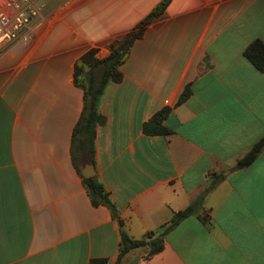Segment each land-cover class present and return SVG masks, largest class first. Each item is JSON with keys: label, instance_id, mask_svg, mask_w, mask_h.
Listing matches in <instances>:
<instances>
[{"label": "crops", "instance_id": "obj_1", "mask_svg": "<svg viewBox=\"0 0 264 264\" xmlns=\"http://www.w3.org/2000/svg\"><path fill=\"white\" fill-rule=\"evenodd\" d=\"M163 1L47 0L31 42L0 50V264H117L121 231L93 205L88 165L134 240L203 197L137 264H264V150L236 168L264 138V72L245 57L264 43V0H173L101 98L92 159L75 145L77 65L108 57ZM165 108L169 133L146 134Z\"/></svg>", "mask_w": 264, "mask_h": 264}, {"label": "trees", "instance_id": "obj_2", "mask_svg": "<svg viewBox=\"0 0 264 264\" xmlns=\"http://www.w3.org/2000/svg\"><path fill=\"white\" fill-rule=\"evenodd\" d=\"M173 0H164L148 17H146L132 32L126 35L122 41L112 46L111 53L105 59H97L95 52H89L84 55L76 67L75 82L85 91V105L81 120L77 124L74 131L75 145L79 143V148L84 156L91 158L95 153L96 132L99 125L104 122V118L99 111L100 100L105 94L111 83H119L122 81L123 75L120 71L122 64L129 56L133 45L141 39L147 27L158 19L166 11L167 7ZM245 57L260 72H264V43L257 41L247 48ZM86 66L88 72L83 76ZM82 77V79H81ZM190 96V89L187 88L182 94L179 103H183ZM169 109L165 108L157 113L148 123L144 125V131L148 135H166L169 130L164 126L165 118L169 113ZM264 150V138L256 143L253 148L238 161L237 169H246L256 162L262 151ZM87 186L92 203L94 206H107L112 213L113 219L119 225L121 231V243L117 264H121L122 260L131 251L147 248L149 254L146 260L161 253L165 248V237L174 230L183 220L197 213L202 204L203 197H200L186 210L177 213L172 223L164 228L159 235L151 233L143 240L132 239L124 230V222L120 218L117 208L109 199L104 187L94 178L84 180ZM92 264H107V260H93Z\"/></svg>", "mask_w": 264, "mask_h": 264}, {"label": "built area", "instance_id": "obj_3", "mask_svg": "<svg viewBox=\"0 0 264 264\" xmlns=\"http://www.w3.org/2000/svg\"><path fill=\"white\" fill-rule=\"evenodd\" d=\"M38 16L35 0H0V50L14 41L29 44Z\"/></svg>", "mask_w": 264, "mask_h": 264}, {"label": "rangeland", "instance_id": "obj_4", "mask_svg": "<svg viewBox=\"0 0 264 264\" xmlns=\"http://www.w3.org/2000/svg\"><path fill=\"white\" fill-rule=\"evenodd\" d=\"M148 254L149 250L147 248L133 250L127 257H125L123 264H137L141 258H146Z\"/></svg>", "mask_w": 264, "mask_h": 264}, {"label": "water", "instance_id": "obj_5", "mask_svg": "<svg viewBox=\"0 0 264 264\" xmlns=\"http://www.w3.org/2000/svg\"><path fill=\"white\" fill-rule=\"evenodd\" d=\"M47 0H41L36 6L38 8L41 7V5ZM82 175L83 177L85 178H91L93 177L95 174H94V166L93 165H88L86 166L85 168H82Z\"/></svg>", "mask_w": 264, "mask_h": 264}]
</instances>
